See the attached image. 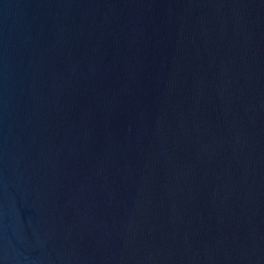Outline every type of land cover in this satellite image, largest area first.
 Returning a JSON list of instances; mask_svg holds the SVG:
<instances>
[{
    "label": "water",
    "instance_id": "95a60500",
    "mask_svg": "<svg viewBox=\"0 0 264 264\" xmlns=\"http://www.w3.org/2000/svg\"><path fill=\"white\" fill-rule=\"evenodd\" d=\"M0 264H264V0H0Z\"/></svg>",
    "mask_w": 264,
    "mask_h": 264
}]
</instances>
